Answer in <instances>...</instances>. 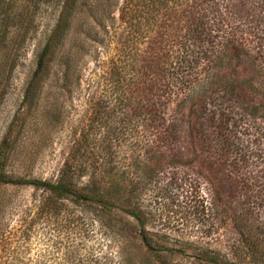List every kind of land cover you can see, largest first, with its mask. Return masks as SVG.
<instances>
[{"label": "rangeland", "instance_id": "1", "mask_svg": "<svg viewBox=\"0 0 264 264\" xmlns=\"http://www.w3.org/2000/svg\"><path fill=\"white\" fill-rule=\"evenodd\" d=\"M212 1L224 10L225 0ZM58 2L0 0V171L50 181L63 172L75 185L92 181L97 191L106 185L115 204L118 196H128L152 243L177 249L165 254L167 264H197L204 252L209 264H223L228 243L238 235L231 210L245 209L250 224L264 222L258 188L235 192L222 171H215V182L205 179V168L184 159L175 146L148 151L143 123L135 121L132 133L128 106L114 100L117 79L123 89L128 76V54L117 33L93 40L72 29L63 41L70 57L67 78L61 81L49 65L34 81L36 57L55 23ZM116 22L118 28L126 25ZM88 27L81 31L90 34ZM255 123V129L249 124L237 134L260 157L246 171L264 169V121ZM42 195L28 184H0L1 264H69L89 252L108 253L111 264H158L135 240L126 236L124 245L115 238L127 219L115 206L106 211L114 225L108 230L94 204L64 199L57 211L40 214L36 204ZM120 247L123 259L116 253ZM235 260L245 264L248 258L239 251ZM254 260L264 264V242Z\"/></svg>", "mask_w": 264, "mask_h": 264}, {"label": "trees", "instance_id": "2", "mask_svg": "<svg viewBox=\"0 0 264 264\" xmlns=\"http://www.w3.org/2000/svg\"><path fill=\"white\" fill-rule=\"evenodd\" d=\"M116 21L126 25L118 30ZM84 25H89L90 34L81 31ZM76 27L82 37L93 40L117 33V42L128 54V76L123 89L117 79L114 100L128 106L132 133L135 121L143 123L149 152L161 145L175 146L184 159L205 168V179L215 182V171H222L235 192L256 186L264 198V169H245L250 162L254 168L260 157L245 149L237 135L249 124L255 129L258 119L264 121V0H225L222 12L212 0H59L55 23L36 57L34 81L49 65L61 81L67 78L70 57L63 41ZM27 94L26 90L24 98ZM250 142L257 144L255 138ZM0 184L40 189V214L57 211L64 199L94 204L95 216L108 230L114 225L106 211L115 206L133 224L124 220L115 238L124 245L126 236L135 240L143 255L158 264H167L165 254L177 250L152 243L128 196H118L115 204L106 185H99V192L92 181L75 185L63 172L50 181L13 178L2 171ZM247 216L245 209L231 210L238 235L228 243L223 264H237L239 251L247 255L245 264H259L254 255L258 243L264 242V222L250 224ZM116 253L122 258L121 247ZM110 259L108 253L95 257L89 252L69 264H111ZM197 264H209L205 252Z\"/></svg>", "mask_w": 264, "mask_h": 264}]
</instances>
